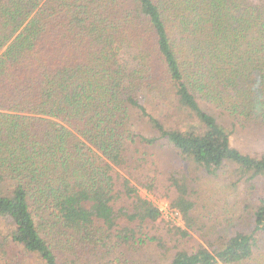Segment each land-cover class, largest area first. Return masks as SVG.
Returning <instances> with one entry per match:
<instances>
[{"label":"trees","instance_id":"trees-1","mask_svg":"<svg viewBox=\"0 0 264 264\" xmlns=\"http://www.w3.org/2000/svg\"><path fill=\"white\" fill-rule=\"evenodd\" d=\"M216 113L264 122V0H0V264H146L150 247L168 264H264V186L253 232L178 244L197 228L192 170L264 179V152L235 147ZM151 146L180 163L138 183L183 226L131 181Z\"/></svg>","mask_w":264,"mask_h":264},{"label":"rangeland","instance_id":"rangeland-1","mask_svg":"<svg viewBox=\"0 0 264 264\" xmlns=\"http://www.w3.org/2000/svg\"><path fill=\"white\" fill-rule=\"evenodd\" d=\"M155 103H158V101ZM151 109L155 112L153 108ZM170 114L173 116L172 113ZM216 116L218 121L230 131V137L235 147L254 156H259L264 152V122L244 120L227 114L218 115L216 113ZM173 118L174 116L168 122L171 126L179 129L182 123L172 121ZM160 119L166 122L165 117L161 116ZM146 124L137 120V130L146 136L153 135V129ZM150 150L151 152L146 155L147 161L142 167L133 165L131 181L138 184L139 193L143 198L160 206L163 213L166 211L171 212L169 207L172 205L167 196L149 190L138 182L156 177L160 184L165 183L167 172L174 165L180 163L178 153L166 148V146H151ZM184 167H188V162L184 164ZM192 171V175L197 178L190 179V187L193 191L191 198L195 203L193 215L197 218V228L192 231V235L188 239L180 240L178 244L181 248L192 252L200 244L208 245L214 242L217 246L219 243L218 236H231L242 228H246L248 232L254 231L256 226L252 216L255 207L254 197L257 194L256 192L261 191L260 189L264 186L263 178L254 180L257 189H253L247 180V176L242 175L238 167L232 163L226 164L215 173L208 172L205 169ZM189 173L191 174V171ZM172 217L177 216L169 213L162 214L160 217L163 220L162 224L174 226L180 222V225H184L183 221ZM154 231V229L151 230L152 233ZM256 236L262 238V241H259L260 245L257 247L261 250L264 248V232H258ZM153 248L150 247L147 251L143 250L134 257L144 260L146 264H168V260L163 257V252L156 251ZM27 264L32 263L27 262ZM64 264H67V262H64Z\"/></svg>","mask_w":264,"mask_h":264},{"label":"built area","instance_id":"built-area-1","mask_svg":"<svg viewBox=\"0 0 264 264\" xmlns=\"http://www.w3.org/2000/svg\"><path fill=\"white\" fill-rule=\"evenodd\" d=\"M153 202V201H152ZM154 203V202H153ZM155 204V203H154ZM156 205V204H155ZM157 207H158V209L160 210V213H161V215L163 214H165V213H169V214H171V215H176L177 217H172L173 219H176V220H178V219H180L181 221L183 220L182 219V216H181V214L177 211V210H175L172 206H170L169 207V210L171 211V212H169V211H166V212H164L163 213V209L160 207V206H158V205H156ZM177 224V223H176ZM177 225H180V222L177 224Z\"/></svg>","mask_w":264,"mask_h":264}]
</instances>
